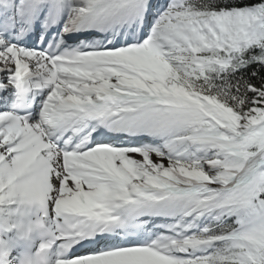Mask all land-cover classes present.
<instances>
[{
	"label": "snow or ice",
	"instance_id": "1",
	"mask_svg": "<svg viewBox=\"0 0 264 264\" xmlns=\"http://www.w3.org/2000/svg\"><path fill=\"white\" fill-rule=\"evenodd\" d=\"M0 264H264V0H0Z\"/></svg>",
	"mask_w": 264,
	"mask_h": 264
}]
</instances>
